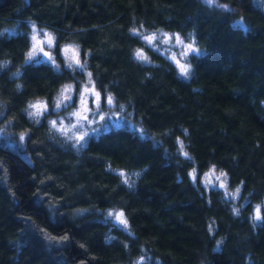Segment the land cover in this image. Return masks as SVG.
<instances>
[{"label":"trees","instance_id":"obj_1","mask_svg":"<svg viewBox=\"0 0 264 264\" xmlns=\"http://www.w3.org/2000/svg\"><path fill=\"white\" fill-rule=\"evenodd\" d=\"M218 5H227L225 9ZM75 42L96 86L148 134L111 129L75 149L31 98L51 101L81 70L24 62L25 20ZM241 24H234V20ZM22 31L8 34L4 28ZM192 35L182 78L133 26ZM145 48L148 61L135 58ZM24 133L28 158L0 143V264H264V7L257 0H0V127ZM182 143L188 157L179 149ZM223 168L248 196L239 212L189 170ZM115 169L132 173L129 182ZM261 204L259 222L251 219ZM121 209L132 231L101 219Z\"/></svg>","mask_w":264,"mask_h":264},{"label":"rangeland","instance_id":"obj_2","mask_svg":"<svg viewBox=\"0 0 264 264\" xmlns=\"http://www.w3.org/2000/svg\"><path fill=\"white\" fill-rule=\"evenodd\" d=\"M257 3L264 7V0H257ZM241 23L239 19L234 20V24L239 25ZM25 25L26 33L29 37V44L25 51L24 62H45L56 69L62 67L78 69L81 70L84 75L79 83H63L53 95L51 101L43 97L31 98L25 105V112L29 118L38 122L45 116L50 129L61 136L75 149H80L90 138L97 137L103 132L111 129L126 128L142 137L140 130L143 129V127L133 119L132 113L127 111L122 104L117 103L112 94L107 92L103 93L96 86L95 80L89 69H87L85 61L81 56L80 48L75 42L69 41L59 46V55L61 57V60H59L54 51L56 45L55 33L47 27L38 25L33 20H25ZM4 31L8 34H14L22 30L18 29L17 25H15L14 27L4 28ZM131 31L137 34L148 47L167 58L174 65L177 73L182 78L186 80L190 78L192 71L190 63L191 57L201 53L192 35L184 36L178 31H171L163 28L146 29L138 25L133 26ZM45 34H50L53 38L51 44L45 43L47 39ZM34 36L36 37L35 40L33 39ZM177 36L183 41V44H178L176 42ZM146 37L154 38L151 39L149 43L148 40L145 39ZM169 37H171V39H169ZM188 44H192L194 48L198 50L197 53L188 52L186 47ZM138 51L142 52L147 59L141 60L137 57L136 53ZM30 52H34L35 54L29 57ZM185 52H188V54L183 55ZM45 53H47V55H45ZM133 54L135 58L140 61H148L147 52L143 47L136 48ZM173 56H175V60ZM76 61H79V64H77ZM176 61H179V64ZM180 64L188 66L189 71L187 75L181 73ZM65 89H67V91ZM95 93L100 94L99 100H97ZM66 97H71V99H66ZM108 97L112 98V104L107 103ZM58 104L59 107H57ZM31 105H38L39 109L30 107ZM38 110L41 111V114L33 115V113ZM74 113H80V115L77 116L74 115ZM85 116L87 119H83ZM51 121H56L55 127L50 123ZM0 130H2L0 131V143L16 150L24 158H28L27 153L24 151V133L13 134L6 126L0 127ZM144 133L146 137H148L145 130ZM21 137H23V139H21ZM79 137H83V139H79ZM179 149L182 155L187 153L181 142H179ZM115 172L118 173L125 182H129L132 175L131 172L125 169H115ZM120 173H123V175ZM189 176L193 182L201 184L206 189H219L234 212H239L248 199V196L242 194L241 185L231 184L226 171L217 165L209 164L208 167L201 172H198L195 167H192L189 170ZM257 206L260 208L261 218L260 203L253 204L250 212L251 219L255 222L260 221V218L257 219L256 217ZM121 212L123 213V219L127 221L126 224L121 223L117 218L116 214ZM109 213L113 215H109ZM101 219L121 228L128 234L132 233L124 212L119 208L110 207L103 210L101 212ZM141 257H143V259H141ZM148 262V255L140 254L129 264H148Z\"/></svg>","mask_w":264,"mask_h":264},{"label":"snow or ice","instance_id":"obj_3","mask_svg":"<svg viewBox=\"0 0 264 264\" xmlns=\"http://www.w3.org/2000/svg\"><path fill=\"white\" fill-rule=\"evenodd\" d=\"M206 2L209 3V4H215L216 3V0H206ZM218 6L223 7L225 9L228 8L227 5H218ZM241 27H243V24L242 23H241ZM45 35L47 36V39H46L45 43L51 44L53 42V38L50 36V34H45ZM153 38L154 37H152V38L146 37L145 39L148 40V42L150 43L151 42V39H153ZM33 39L35 40L36 37L34 36ZM169 39H171V37H169ZM176 42L178 44H183V41L179 38V36L176 37ZM186 47L188 49V52L197 53V51H198L197 49L194 48V46L192 44H188ZM188 52L183 53V55H187ZM34 54H35L34 52H30L29 53V57H31ZM45 55H47V53H45ZM136 55L141 60H146L147 59V57L144 56L143 53L140 52V51H138L136 53ZM173 59L175 60V56H173ZM176 62L179 64V61H176ZM76 63L79 64V61H76ZM180 71H181V73L183 75H187L188 74V71H189V68H188L187 65L180 64ZM65 90L67 91V89H65ZM95 95L97 97V100H99L100 94L99 93H95ZM66 99H71V97H66ZM107 103L108 104H112L113 103L111 97H108L107 98ZM30 107L38 108L39 109V106L38 105H31ZM57 107H59V104L57 105ZM40 114H41V111L40 110H38L37 112L33 113V115H40ZM74 115L79 116L80 113H74ZM83 119H87V117L85 116V117H83ZM50 123L53 125V127L56 126V121H51ZM0 131H2V130H0ZM93 131H95V130H93ZM140 134H141L142 137H145L146 138V134L144 133V130L143 129L140 130ZM21 139H23V137H21ZM79 139H83V137H79ZM184 156L185 157H188V154L187 153H184ZM120 174L123 175V173H120ZM109 215H113V214L112 213H109ZM116 215H117V218L120 220L121 223H124V224L127 223V221L123 219V213L122 212L121 213H117ZM256 217H257V219L260 218V208H259V206H257V209H256ZM141 259H143V257H141Z\"/></svg>","mask_w":264,"mask_h":264}]
</instances>
